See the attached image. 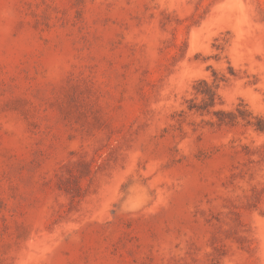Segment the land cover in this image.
<instances>
[{"label":"rangeland","instance_id":"374dc122","mask_svg":"<svg viewBox=\"0 0 264 264\" xmlns=\"http://www.w3.org/2000/svg\"><path fill=\"white\" fill-rule=\"evenodd\" d=\"M0 264H264V0H0Z\"/></svg>","mask_w":264,"mask_h":264}]
</instances>
